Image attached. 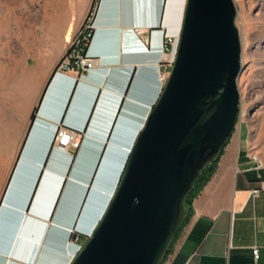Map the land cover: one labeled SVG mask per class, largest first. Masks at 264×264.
<instances>
[{"label": "crops", "instance_id": "crops-1", "mask_svg": "<svg viewBox=\"0 0 264 264\" xmlns=\"http://www.w3.org/2000/svg\"><path fill=\"white\" fill-rule=\"evenodd\" d=\"M186 4L91 0L75 19L67 9L62 12L46 32L48 40L30 46L39 63L34 81L41 95L27 109L30 124L2 195L0 264H71L80 253L120 181L92 223L101 203L96 174L103 154L111 142H121L123 174L173 68ZM88 10L94 31L87 51L95 66L79 77L53 74ZM166 37L174 42L164 52ZM59 125L81 133L76 151L53 142ZM230 137L161 264H264V164L245 148L247 137ZM83 156L90 164L77 167ZM253 189H259L257 195Z\"/></svg>", "mask_w": 264, "mask_h": 264}, {"label": "water", "instance_id": "water-1", "mask_svg": "<svg viewBox=\"0 0 264 264\" xmlns=\"http://www.w3.org/2000/svg\"><path fill=\"white\" fill-rule=\"evenodd\" d=\"M234 2L188 0L167 83L104 216L71 264H160L183 222L186 196L241 112Z\"/></svg>", "mask_w": 264, "mask_h": 264}, {"label": "rangeland", "instance_id": "rangeland-1", "mask_svg": "<svg viewBox=\"0 0 264 264\" xmlns=\"http://www.w3.org/2000/svg\"><path fill=\"white\" fill-rule=\"evenodd\" d=\"M90 1L0 0V204L30 124L31 118L26 115L27 109L36 106L41 95L42 86L36 85L34 81L39 63L35 65L31 51L33 47L30 46L48 40L46 32L57 23L66 9L75 19L85 12ZM234 1L237 6L234 19L241 36L243 68L237 81L241 112L233 134L240 133L247 137L245 148L263 165L264 0ZM121 144L111 142L98 166L96 175H101V190L97 194L101 196V203L96 215L90 217L92 223L100 212L104 213L103 204L110 190H113L117 178L122 176L123 157L117 153V147H122ZM90 162L88 156H83L79 159L77 167L89 165ZM85 243L82 240L81 246Z\"/></svg>", "mask_w": 264, "mask_h": 264}, {"label": "built area", "instance_id": "built-area-1", "mask_svg": "<svg viewBox=\"0 0 264 264\" xmlns=\"http://www.w3.org/2000/svg\"><path fill=\"white\" fill-rule=\"evenodd\" d=\"M93 12L91 11L86 20L82 23L80 29L69 40V47L66 49V53L62 59L56 63V71L60 74L71 73L74 77H79L84 73H88L95 66V57L89 55L88 46L92 39V33L94 31ZM174 39L172 37H166L164 44L162 45L163 51L169 50L168 45L173 44ZM55 139L53 142L62 147H67L70 150H77L80 146L81 133L74 131L73 129L63 127L59 125L56 128ZM259 189H253L252 193L257 195ZM259 249L255 248L252 251L255 258L259 257Z\"/></svg>", "mask_w": 264, "mask_h": 264}, {"label": "trees", "instance_id": "trees-1", "mask_svg": "<svg viewBox=\"0 0 264 264\" xmlns=\"http://www.w3.org/2000/svg\"><path fill=\"white\" fill-rule=\"evenodd\" d=\"M223 149H224V147L221 149L220 154L214 160L210 161V163L202 169L200 174H198V176H197L198 179L194 183L193 187H191L190 192L188 193V195L185 198V201L183 202V204H184V214H183L184 219H183V222L181 223L180 227H182L186 223V221L189 218L188 216L192 213V204H191L192 200H195L198 197V195L202 191V188L205 187V185L210 182V180L212 178L211 177L212 174L215 173L217 166H218V160H220L221 156L223 155V152H224ZM180 227H178L177 232H178ZM172 241H174V239ZM171 242H170L169 247L172 245ZM169 247H168V249H169ZM160 264H161V262H160Z\"/></svg>", "mask_w": 264, "mask_h": 264}, {"label": "bare ground", "instance_id": "bare-ground-1", "mask_svg": "<svg viewBox=\"0 0 264 264\" xmlns=\"http://www.w3.org/2000/svg\"><path fill=\"white\" fill-rule=\"evenodd\" d=\"M262 2H263V3H262V4H263V8H264V1H262Z\"/></svg>", "mask_w": 264, "mask_h": 264}]
</instances>
